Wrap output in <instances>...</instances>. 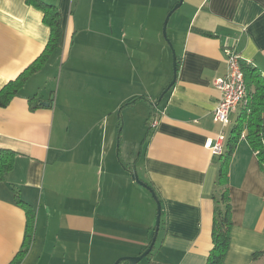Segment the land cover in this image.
<instances>
[{
	"label": "crops",
	"instance_id": "crops-1",
	"mask_svg": "<svg viewBox=\"0 0 264 264\" xmlns=\"http://www.w3.org/2000/svg\"><path fill=\"white\" fill-rule=\"evenodd\" d=\"M42 1L59 10L62 38L0 107V150L14 153L0 179V264H10L24 243L27 213L19 199L35 213L34 239L20 264H113L149 246L156 219L146 188L114 158L116 113L122 108L132 120L133 104L153 96L147 83L160 80V90L168 84L163 26L179 0ZM44 15L28 0H0V89L44 51L51 33ZM171 19L177 79L142 126L138 157L126 162L154 186L163 209L152 254L138 264H206L221 164L207 142L230 134L242 107L228 127L215 121L222 97L215 80L227 74L228 46L264 76V0H183ZM245 135L229 168L233 225L225 264H264V166Z\"/></svg>",
	"mask_w": 264,
	"mask_h": 264
},
{
	"label": "trees",
	"instance_id": "trees-1",
	"mask_svg": "<svg viewBox=\"0 0 264 264\" xmlns=\"http://www.w3.org/2000/svg\"><path fill=\"white\" fill-rule=\"evenodd\" d=\"M29 3L42 9L45 13L44 21L50 26V39L40 56L32 62L18 77L7 82L0 89V107L8 106L19 94L30 76L40 70L47 62L51 53L59 46L62 38V27L59 10L52 4L42 0H28ZM178 61V60H177ZM246 87L247 104L239 111L236 123L233 125L226 141V148L221 155V164L218 178V190L220 192L218 205L215 209L212 229L213 247L210 250L206 264H225L224 260L231 244L232 230V204L229 194V168L232 155L244 132L246 139L256 151L261 164L264 166V76L262 72L251 64H242ZM178 69V63H177ZM35 96L29 98L32 109H35L33 101ZM138 99V98H137ZM122 162V159H121ZM14 164V153L8 149L0 150V179H2ZM128 169L131 168L126 162H122ZM129 171V170H128ZM130 172V171H129ZM149 184V183H148ZM156 192L159 200L160 196L153 185L149 184ZM20 204L27 213V227L22 248L18 251L10 264H20L30 249L35 234V213L31 205L19 199ZM162 203V201H161ZM163 213V212H162ZM156 227V226H155ZM155 246V245H154ZM154 248V247H153ZM152 254V251L146 256ZM258 253H255L257 256ZM130 264L129 261H123Z\"/></svg>",
	"mask_w": 264,
	"mask_h": 264
},
{
	"label": "built area",
	"instance_id": "built-area-1",
	"mask_svg": "<svg viewBox=\"0 0 264 264\" xmlns=\"http://www.w3.org/2000/svg\"><path fill=\"white\" fill-rule=\"evenodd\" d=\"M224 51L228 70L225 76L215 80V84L222 91V97L215 107L214 119L226 128L230 125L231 113L247 104V87L241 54L232 46L226 47ZM158 122L159 117L156 114L151 118V124L156 126ZM227 137V132L221 131L217 139H209L207 145L213 149L215 154L222 155Z\"/></svg>",
	"mask_w": 264,
	"mask_h": 264
},
{
	"label": "rangeland",
	"instance_id": "rangeland-1",
	"mask_svg": "<svg viewBox=\"0 0 264 264\" xmlns=\"http://www.w3.org/2000/svg\"><path fill=\"white\" fill-rule=\"evenodd\" d=\"M170 10H169V12H170ZM168 13L165 16V19H166ZM173 13H172V15H173ZM172 15H171V17H172ZM171 17H170L169 21L173 20V19H171ZM168 25H169V22H168ZM168 33L169 32H168V28H167V34ZM168 38H170L169 34H168ZM170 41H171V39H170ZM170 41L166 40V42L168 44V48H169V55H170L171 60H172V62H170V65H169L170 80H169L168 84L173 79V70H174L173 50H175L173 44H171L172 41L171 42ZM147 85H148V87L146 90L148 91L149 87L151 86L149 91H151L153 93V96H151L149 94H144L133 104V106H134L137 103L136 104V115L132 120L126 119L123 111L121 113V116L119 114V110L116 113L117 116L121 117V124L117 130V142L115 143V146L113 149L114 158L117 159L118 162H119V160H118V156H117V143H118V134L120 131V127L122 126V130L120 131V146H119L120 159H122V162L123 161L127 162L130 158L136 159L138 157L139 152L141 151L142 145L144 143L142 126L145 125L146 120L150 117L151 113L153 112V109L156 108L155 103L158 101L160 95L162 94L163 90L167 86L166 85L162 90H160V85H161L160 80H154V82L152 84H150V82H148ZM147 93H150V92H147ZM106 125H105V127H106ZM130 125H133V126L131 127ZM144 190L145 191H142L144 193V196L152 198L151 200H152L153 204H156V219H157V212H158L157 202L154 199V197L152 196L151 192L147 188ZM156 219L154 222V228L156 226ZM153 235H154V232H153Z\"/></svg>",
	"mask_w": 264,
	"mask_h": 264
},
{
	"label": "water",
	"instance_id": "water-1",
	"mask_svg": "<svg viewBox=\"0 0 264 264\" xmlns=\"http://www.w3.org/2000/svg\"><path fill=\"white\" fill-rule=\"evenodd\" d=\"M183 0H179V2L170 10V12L168 13L165 22H164V26H163V34L165 36V38H167L166 40L170 41V38H168V34H167V28H168V22L169 19L172 15V13L182 4ZM171 42V41H170ZM172 44V42H171ZM177 55H176V51L173 50V65H174V74H173V79L172 81L168 84V86L163 90L162 94L160 95L158 101L155 103V105H158L160 103V101L162 100V98L165 96V94L169 91V89L174 85V83L176 82L177 79ZM45 105H49V103H45ZM122 113V108L119 109V114ZM122 130V126L120 127V131ZM120 131L118 134V143H117V156H118V160L121 162L120 156H119V146H120ZM122 163V162H121ZM123 167L127 170L130 171L132 178L141 186H143L144 188H147L152 196L154 197V199L157 202L158 205V212H157V219H156V227H155V234L149 244V246L139 255L136 256H122L120 258H118L113 264H120L122 261H129L130 264H138L140 263L153 249L156 240H157V236L161 227V220H162V203L159 200L155 190L144 180H142L137 172L136 168L128 169V167H126L123 164Z\"/></svg>",
	"mask_w": 264,
	"mask_h": 264
}]
</instances>
